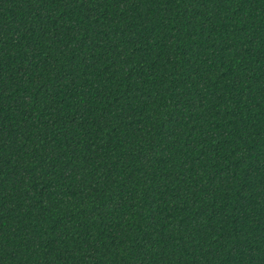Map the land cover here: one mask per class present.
<instances>
[{
	"label": "trees",
	"instance_id": "1",
	"mask_svg": "<svg viewBox=\"0 0 264 264\" xmlns=\"http://www.w3.org/2000/svg\"><path fill=\"white\" fill-rule=\"evenodd\" d=\"M0 264H264V0H0Z\"/></svg>",
	"mask_w": 264,
	"mask_h": 264
}]
</instances>
